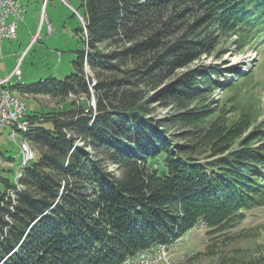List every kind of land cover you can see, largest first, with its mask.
<instances>
[{"label":"trees","instance_id":"1","mask_svg":"<svg viewBox=\"0 0 264 264\" xmlns=\"http://www.w3.org/2000/svg\"><path fill=\"white\" fill-rule=\"evenodd\" d=\"M79 8L74 71L13 85L73 98L26 113L36 156L17 186L0 178V264H122L199 222L209 243L184 259L215 253L247 210L264 206V121L243 97L213 98L248 92L254 69L201 61L230 45L264 47V0ZM239 264H264V249Z\"/></svg>","mask_w":264,"mask_h":264},{"label":"rangeland","instance_id":"2","mask_svg":"<svg viewBox=\"0 0 264 264\" xmlns=\"http://www.w3.org/2000/svg\"><path fill=\"white\" fill-rule=\"evenodd\" d=\"M22 4L26 12L24 18L17 23V39L0 41V75H4L5 66H11L13 61L17 62L16 67L19 68L20 77H13L6 83V86L12 95L24 102L26 113L55 109L60 105L67 107L73 96L63 101L46 95L26 94L25 97L13 88V85L30 84L50 76L63 78L74 71L73 60L76 57V50L80 47L74 30L80 21L82 22L79 0H22ZM46 19L51 21L53 28L51 33L47 31ZM36 33L40 35L39 39L30 43ZM201 62L206 66H215L217 69L227 67L242 69V66L249 70L254 69L249 81L248 92L243 91L242 86L227 92L217 90L213 98L215 100L225 99L229 95H235L237 98L243 97L242 102L248 101L258 107L260 119L264 121V47L237 53L230 45L222 56L205 57ZM85 68L88 69L87 65ZM226 76L231 77L232 74L226 73ZM219 80L225 81L226 79L220 76ZM235 115L230 114V117ZM44 125L51 128L52 121H45ZM9 133L10 127L8 126L0 129V178H8L16 185L14 182L16 174L21 171L23 173L25 168L21 165L20 144L23 140L29 143L30 141L26 137L27 132L24 135L17 134L14 140L11 139ZM30 147L36 155V150L31 143ZM229 235L232 238L218 247L215 253L200 255L193 260H186L188 257L183 259L185 257L182 256L183 254L192 255L195 252H205L209 240L205 234V228L200 226L192 229L190 234L185 236L189 239L179 240L180 245L172 251V256L175 258L181 256L177 264H239L240 261L252 258L255 254L261 255V250L264 249V206L247 210L244 220L232 229Z\"/></svg>","mask_w":264,"mask_h":264},{"label":"built area","instance_id":"3","mask_svg":"<svg viewBox=\"0 0 264 264\" xmlns=\"http://www.w3.org/2000/svg\"><path fill=\"white\" fill-rule=\"evenodd\" d=\"M25 12L22 0H0V40H13L16 38L17 23L24 18ZM45 23L47 31L51 32L53 28L48 19L45 20ZM39 37L40 35L36 33L31 38L30 43L35 42ZM11 75L19 78V68L16 67ZM10 76L0 79V129L13 125L29 126L24 103L18 97L11 96V92L6 86V83L10 80ZM20 150H22L21 161L32 157L25 152L24 148ZM178 242L179 240L177 241V245L167 249V252H162L161 259L153 258L154 248H151L149 251H143V254H133L126 257L124 264L172 263L181 258V256L178 258L172 256V251L177 249Z\"/></svg>","mask_w":264,"mask_h":264},{"label":"bare ground","instance_id":"4","mask_svg":"<svg viewBox=\"0 0 264 264\" xmlns=\"http://www.w3.org/2000/svg\"><path fill=\"white\" fill-rule=\"evenodd\" d=\"M25 9V8H24ZM50 22V21H49ZM48 33H51V32H48ZM17 38V36H16ZM13 39V40H16ZM0 41H3V40H0ZM88 68V67H87ZM11 96L13 97H16L14 95L11 94ZM20 99V98H19ZM21 100V99H20ZM22 101V100H21ZM23 102V101H22ZM24 103V102H23ZM25 106V105H24ZM26 108V107H25ZM27 129H28V126H24V125H13V126H10V133L9 135L11 136L12 140L16 139V135L17 134H24L27 132ZM25 150V152L28 154V155H31L32 157L28 160H25V161H22L21 165H22V168H24L26 166L27 163L31 162L34 160L35 158V151L32 150V148L30 147V143L28 141H25L23 140L20 144V149H23ZM21 154H22V150H20ZM22 172V171H21ZM21 172L17 173L16 174V177H15V180L14 181H17L18 178L21 177ZM177 245V242L171 244V245H167V244H159V245H155L151 248H154V251H153V258L154 259H161V253L162 252H167V249H170L172 246H175ZM150 247L148 249H144L142 251H139L137 252L136 254H143V251H149L151 249ZM125 260L123 261L122 264H124ZM178 263V260L172 262V263H167V264H177Z\"/></svg>","mask_w":264,"mask_h":264},{"label":"crops","instance_id":"5","mask_svg":"<svg viewBox=\"0 0 264 264\" xmlns=\"http://www.w3.org/2000/svg\"><path fill=\"white\" fill-rule=\"evenodd\" d=\"M49 20V19H48ZM50 21V20H49ZM50 23H51V21H50ZM16 29H17V27H16ZM16 36H17V34H16ZM17 39V38H16ZM3 61H4V58L2 59ZM16 64H17V62L16 61H13L12 62V64H11V66H5V73H4V75L3 76H1L0 75V79H2V78H5V77H8V76H10L11 74H12V72L14 71V69L16 68ZM13 77H15L14 75H11L10 76V80L13 78ZM9 80V81H10ZM12 94V93H11ZM23 96H25L26 97V94H23V93H21ZM19 98V97H18ZM25 105V104H24Z\"/></svg>","mask_w":264,"mask_h":264},{"label":"water","instance_id":"6","mask_svg":"<svg viewBox=\"0 0 264 264\" xmlns=\"http://www.w3.org/2000/svg\"><path fill=\"white\" fill-rule=\"evenodd\" d=\"M93 104H94V102H93Z\"/></svg>","mask_w":264,"mask_h":264}]
</instances>
